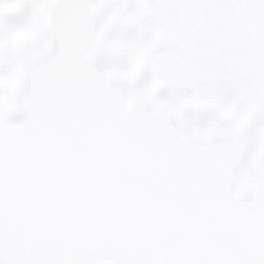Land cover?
I'll return each instance as SVG.
<instances>
[{
    "label": "snow or ice",
    "instance_id": "1",
    "mask_svg": "<svg viewBox=\"0 0 264 264\" xmlns=\"http://www.w3.org/2000/svg\"><path fill=\"white\" fill-rule=\"evenodd\" d=\"M0 264H264V0H0Z\"/></svg>",
    "mask_w": 264,
    "mask_h": 264
}]
</instances>
